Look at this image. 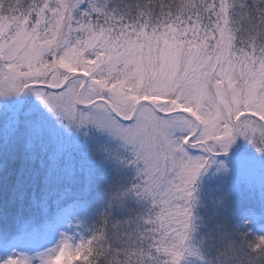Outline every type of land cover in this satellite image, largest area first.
Wrapping results in <instances>:
<instances>
[{
	"label": "snow or ice",
	"instance_id": "1",
	"mask_svg": "<svg viewBox=\"0 0 264 264\" xmlns=\"http://www.w3.org/2000/svg\"><path fill=\"white\" fill-rule=\"evenodd\" d=\"M0 100V264H264V0H0Z\"/></svg>",
	"mask_w": 264,
	"mask_h": 264
},
{
	"label": "rangeland",
	"instance_id": "2",
	"mask_svg": "<svg viewBox=\"0 0 264 264\" xmlns=\"http://www.w3.org/2000/svg\"><path fill=\"white\" fill-rule=\"evenodd\" d=\"M0 103H3V106L7 108L9 106L8 103H5L4 101L0 100ZM244 170V165L243 162L240 161H234V171L236 172H243ZM256 193L257 195L259 194V178L257 177V187H256ZM256 234H264L262 232L257 231ZM48 247H51L52 245L49 244L47 245ZM39 249V244L33 243L31 245H27L25 250L31 255L35 254V252Z\"/></svg>",
	"mask_w": 264,
	"mask_h": 264
},
{
	"label": "trees",
	"instance_id": "3",
	"mask_svg": "<svg viewBox=\"0 0 264 264\" xmlns=\"http://www.w3.org/2000/svg\"><path fill=\"white\" fill-rule=\"evenodd\" d=\"M6 226H7V225H6ZM251 227H252L253 231H255V232L259 231V232L264 233V224H262V223L259 222V221L253 223V224L251 225Z\"/></svg>",
	"mask_w": 264,
	"mask_h": 264
}]
</instances>
